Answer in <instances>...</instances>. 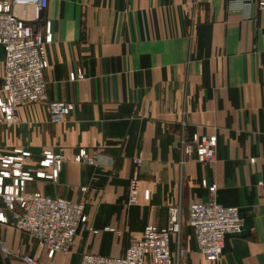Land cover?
Instances as JSON below:
<instances>
[{
  "label": "crops",
  "instance_id": "1",
  "mask_svg": "<svg viewBox=\"0 0 264 264\" xmlns=\"http://www.w3.org/2000/svg\"><path fill=\"white\" fill-rule=\"evenodd\" d=\"M41 15L51 36L47 98L73 109L52 124L43 103L22 105L14 122L0 125V154L23 148L31 188L82 201L87 221L70 252L52 258L33 237L0 222L7 247L0 264H27L21 255L44 264L122 255L147 224L165 226L175 204L184 218L181 264H264V7L256 0H49ZM3 61L0 45V84ZM183 133L215 134L213 162L183 158ZM59 147L70 157L79 149L96 153V161L66 160L54 181L42 152ZM132 177L139 192L128 205ZM203 179L249 225L226 236L217 260L198 251L187 224L189 205L210 197ZM12 181L0 170V205Z\"/></svg>",
  "mask_w": 264,
  "mask_h": 264
},
{
  "label": "built area",
  "instance_id": "2",
  "mask_svg": "<svg viewBox=\"0 0 264 264\" xmlns=\"http://www.w3.org/2000/svg\"><path fill=\"white\" fill-rule=\"evenodd\" d=\"M49 0H3L0 2V45L4 48L3 74L0 84V125L15 121L18 109L25 104L43 103L49 122H61L73 109L66 101L47 98V81L44 76L46 44L51 36L44 29L42 11ZM253 0H241L242 6ZM258 8L264 0H256ZM78 79L83 77L77 68ZM217 138L215 134L192 133L180 138L183 158L194 155L199 162L211 163L215 157ZM42 155L51 165V178L55 181L66 160L80 164H94L96 153L88 155L79 149L73 156L64 154L63 148L45 149ZM252 160V159H251ZM139 165L141 161L134 159ZM0 170H6L12 178L1 195L0 222L30 235L39 244L48 258L55 254H68L77 231L86 223L84 203L58 196H48L31 188L34 173L27 168L23 148H14L0 154ZM208 186L210 197L206 201L192 202L187 211V224L192 230L198 251L208 258L217 260L223 252L225 238L239 234L244 229V219L237 206H224L216 201L215 183ZM85 190V188H83ZM139 179L132 177L128 184L127 204L137 203ZM184 221L179 204L167 208V223L159 227L147 224L141 236L130 243L119 256L85 253L79 264H181L187 254L180 240ZM109 229V228H106ZM93 232H97L93 230ZM174 242L175 249L170 246ZM0 251L7 252L6 244L0 240ZM19 254V251H16ZM27 264H44L31 255H21Z\"/></svg>",
  "mask_w": 264,
  "mask_h": 264
},
{
  "label": "water",
  "instance_id": "3",
  "mask_svg": "<svg viewBox=\"0 0 264 264\" xmlns=\"http://www.w3.org/2000/svg\"><path fill=\"white\" fill-rule=\"evenodd\" d=\"M241 216L243 217V215L241 214ZM248 223H247V221L246 220H244V229H246V228H248Z\"/></svg>",
  "mask_w": 264,
  "mask_h": 264
}]
</instances>
